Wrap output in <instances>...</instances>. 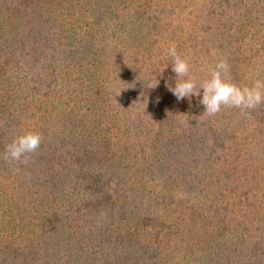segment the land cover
<instances>
[{"label":"trees","instance_id":"trees-1","mask_svg":"<svg viewBox=\"0 0 264 264\" xmlns=\"http://www.w3.org/2000/svg\"><path fill=\"white\" fill-rule=\"evenodd\" d=\"M249 1L0 0V264H264V103L208 116L168 87L170 45L243 87Z\"/></svg>","mask_w":264,"mask_h":264},{"label":"clouds","instance_id":"clouds-1","mask_svg":"<svg viewBox=\"0 0 264 264\" xmlns=\"http://www.w3.org/2000/svg\"><path fill=\"white\" fill-rule=\"evenodd\" d=\"M167 56L171 61V71L175 74L174 86L168 87L178 102L197 97L198 104L204 108L203 114L215 116L223 108H237L245 118H249L251 112L264 103V80L256 79L250 87H240L231 82L225 78L229 72L226 58H220L216 62L207 79L198 81L191 74V64L177 53L175 45L168 47ZM167 67L168 65L165 68ZM156 85H153L150 79L145 81L148 88H154ZM120 92L121 90L116 96ZM41 143L42 136L38 132L17 135L5 146L2 158L16 164H27L29 155L36 153Z\"/></svg>","mask_w":264,"mask_h":264},{"label":"rangeland","instance_id":"rangeland-1","mask_svg":"<svg viewBox=\"0 0 264 264\" xmlns=\"http://www.w3.org/2000/svg\"><path fill=\"white\" fill-rule=\"evenodd\" d=\"M180 0H178L179 3ZM200 1V0H199ZM184 5V2L181 4ZM253 2L249 0H244L243 3L240 5V9L242 12H244L245 15H250L248 7L252 8ZM253 16L256 14L262 15L263 9L261 7L259 8H253ZM252 19H254L252 16H250ZM263 17V16H262ZM263 26V31H253L251 25L248 24V31L247 34H245L244 42L245 44V61L239 65L238 67V74L240 75V81L243 87L245 86H251L253 81L256 79L264 80V17L261 21ZM94 29L91 28H85L83 27L81 31H85V34L89 33V31H93ZM252 30V31H251ZM97 31V30H96ZM213 58H211L212 64H216L218 61V52L213 51ZM231 75L226 74V79L230 80ZM251 136V134H250ZM248 143H251V137L247 140ZM236 166V165H233ZM242 167L241 165L239 166ZM240 172V171H239Z\"/></svg>","mask_w":264,"mask_h":264}]
</instances>
